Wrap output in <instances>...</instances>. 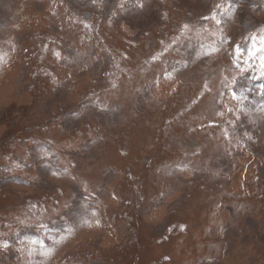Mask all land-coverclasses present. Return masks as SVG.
Here are the masks:
<instances>
[{
	"label": "rangeland",
	"instance_id": "1",
	"mask_svg": "<svg viewBox=\"0 0 264 264\" xmlns=\"http://www.w3.org/2000/svg\"><path fill=\"white\" fill-rule=\"evenodd\" d=\"M0 264H264V0H0Z\"/></svg>",
	"mask_w": 264,
	"mask_h": 264
},
{
	"label": "bare ground",
	"instance_id": "2",
	"mask_svg": "<svg viewBox=\"0 0 264 264\" xmlns=\"http://www.w3.org/2000/svg\"><path fill=\"white\" fill-rule=\"evenodd\" d=\"M260 116V115H259Z\"/></svg>",
	"mask_w": 264,
	"mask_h": 264
}]
</instances>
